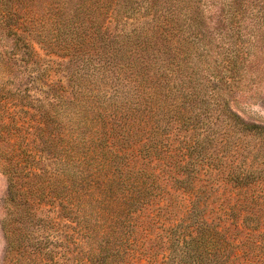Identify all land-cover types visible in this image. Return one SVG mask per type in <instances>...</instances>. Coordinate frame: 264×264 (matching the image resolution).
Wrapping results in <instances>:
<instances>
[{
	"label": "rangeland",
	"instance_id": "374dc122",
	"mask_svg": "<svg viewBox=\"0 0 264 264\" xmlns=\"http://www.w3.org/2000/svg\"><path fill=\"white\" fill-rule=\"evenodd\" d=\"M232 1L0 0V264H264V140L224 120L264 126V35Z\"/></svg>",
	"mask_w": 264,
	"mask_h": 264
},
{
	"label": "trees",
	"instance_id": "16d2710c",
	"mask_svg": "<svg viewBox=\"0 0 264 264\" xmlns=\"http://www.w3.org/2000/svg\"><path fill=\"white\" fill-rule=\"evenodd\" d=\"M22 1L25 2V0ZM86 7L87 4L76 5L74 9L71 10L69 4L60 2L58 4L57 9L53 10V12L55 13L57 11V13L55 14L56 18H54V20H55V24L58 26V29L67 30L68 32L67 34H69L66 37L67 40H72L73 39L72 35L78 37V35L81 32L82 33L84 32L85 29L82 28L83 22L77 24L73 19V17L79 11L85 9ZM247 13H254L253 19L254 21L256 20L255 25L257 29L259 28L262 30L264 35V0H233L228 6V9L226 11H224V8H222V12H220V14L218 15V17L222 18V20L219 21V23L222 21H226V22L228 21L230 22V28L232 29H234V27L236 28L242 27L241 21L245 18V15ZM2 17L4 19L10 17V13L9 12L4 13ZM222 23L224 24V22ZM5 29L9 34L16 37L18 40L26 41L25 36H22V34L19 32L18 24H16L15 26H8ZM92 33H94V31ZM250 36L252 37L253 35L250 34ZM254 38L256 37L254 36ZM80 42H84V39H82ZM238 59L239 56H237L234 59V61H237ZM224 120H226L229 123V125L232 126L233 129H235V133H238L243 136L250 135L259 138L260 140H264V126L245 121L237 113H234L232 111L226 114ZM8 183H9L8 194H10L11 197H17V196L21 197L18 198L20 201L23 199V197L26 198L27 193L20 192L17 190V188L16 190H13V188H15L16 186V182L14 180V174H10ZM27 202H28L27 200H25V203L23 201L24 205H22V208H24V210L26 208L27 211H30L33 202L32 203L30 202V204H26ZM9 238L6 234V241L8 242V244H12L11 242H9Z\"/></svg>",
	"mask_w": 264,
	"mask_h": 264
}]
</instances>
